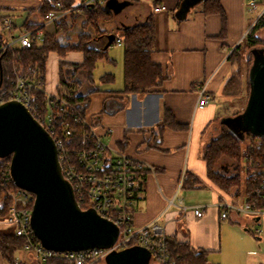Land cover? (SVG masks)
<instances>
[{
	"label": "crops",
	"instance_id": "crops-1",
	"mask_svg": "<svg viewBox=\"0 0 264 264\" xmlns=\"http://www.w3.org/2000/svg\"><path fill=\"white\" fill-rule=\"evenodd\" d=\"M60 1L74 11L59 30L58 24L45 23L39 12L41 0H0L3 10L22 7L26 10V17H32L29 22L27 18L15 24L6 33L19 36L26 28L44 26L48 34L57 32L64 45L76 44L85 35L90 46L106 49L107 56L111 52L109 58L115 61L100 62L116 64L112 49L114 46L122 48L124 60L123 44L118 42H122L125 31L148 22L150 18L154 23L156 42L152 60L163 67L165 74L164 83L156 91L122 93L124 81L122 85L112 86L117 83V77L111 72L105 74H113L114 81L103 82V74L99 77L102 84L99 86L95 84V69L93 81L85 72H69V78L73 80L70 84L78 87L79 94H88L85 113L95 134L112 153H125L146 167L137 175L138 200L133 212L135 228L153 225L158 234L186 242L192 250L203 249L211 254L222 249L223 228L234 227L244 216L248 222H259L258 219L250 220L247 214L232 211L226 219L220 217L219 202L223 198L241 205L239 199L243 192V203L246 202L245 183L244 190L241 186L238 191L221 189L211 180L202 157L206 144L216 137L223 125L222 120L230 117L220 114L217 102L218 97L225 101L233 97L226 95L225 87L237 70L230 55L244 44L248 32L245 0H219L223 15L204 12L201 3L193 7L185 19L176 16L181 0H106L101 7L110 17L95 23L78 10L81 0ZM157 4L166 5L167 10L154 11ZM0 13L4 14L2 10ZM83 59V53L78 50L68 51L63 56L51 52L45 69L46 91L51 95L58 93L61 61L81 64ZM202 88L211 101L200 108ZM166 113L173 123L164 126ZM221 163L218 171L224 175L233 172L234 169L228 170L232 161L225 158ZM179 199L192 209L181 213L175 205ZM172 200L175 204H170ZM195 207H204L205 212L196 215ZM249 227L252 229L253 225ZM15 230L16 222L12 216H0V234H15ZM252 230L249 229L251 235L243 237V264H264V247L260 243L264 229L259 236ZM22 258L23 264H42L32 253H24ZM0 264H9L1 254Z\"/></svg>",
	"mask_w": 264,
	"mask_h": 264
},
{
	"label": "built area",
	"instance_id": "built-area-1",
	"mask_svg": "<svg viewBox=\"0 0 264 264\" xmlns=\"http://www.w3.org/2000/svg\"><path fill=\"white\" fill-rule=\"evenodd\" d=\"M139 1V0H133ZM106 0H81L80 7L103 6ZM56 9L45 17V23L57 24L72 13V7H66L63 1L56 2ZM247 13L253 14L250 28L257 22H264V1L245 0ZM164 4H157L154 11H166ZM5 31L15 26L13 18L0 13ZM248 30V31H249ZM46 30L44 26L26 28L19 36H10L0 40V54L7 50L29 49L33 45H41ZM122 44L121 41L118 42ZM43 95L41 103L39 96ZM71 94L66 96L51 95L46 91L45 75L37 64H29L15 68L11 86L0 91V105L8 101L22 104L54 139L63 174L74 189L75 197L84 210L94 209L101 217L113 222L119 229L116 243L111 248H90L79 251L58 252L45 248L36 236L32 224V210L35 195L23 188H11L13 180L11 162L1 163V188L10 202L8 214L16 222L15 234L25 241L16 253L14 264H23V254L32 253L39 261L63 259L66 264H97L106 259L112 251L127 249L136 239V246L145 247L150 252L149 264H174L166 245L167 236L157 233V228L147 225L135 228L133 212L138 200V173L145 169L144 163L136 161L125 153H112V150L93 131L92 123L81 112L78 105L70 101ZM211 101L205 88L200 89L199 107ZM264 155V148H263ZM246 177L254 184L256 203L246 202L237 205L223 198L219 202L220 217L226 219L230 211L247 214L249 219L264 222V163L254 159L247 151L243 152ZM9 170V173H6ZM173 203V200L170 201ZM181 213L192 207L186 206L182 200L175 204ZM196 215L205 212L204 207L193 208ZM263 228L254 229L260 235Z\"/></svg>",
	"mask_w": 264,
	"mask_h": 264
},
{
	"label": "trees",
	"instance_id": "trees-1",
	"mask_svg": "<svg viewBox=\"0 0 264 264\" xmlns=\"http://www.w3.org/2000/svg\"><path fill=\"white\" fill-rule=\"evenodd\" d=\"M182 1L183 0L180 1L178 7H180ZM56 2L57 0H41L39 12L44 19L49 12L56 9ZM202 4L204 12L208 14H224L219 0H205ZM65 5L66 7L71 8V6L67 3H65ZM1 10L2 8H0V11ZM78 10L82 11V13L88 17V20L93 23L99 19H107L110 17V15L105 11V8L101 6L80 7ZM65 19H62L57 23L58 29L63 25ZM263 29L264 22L259 21L247 32L244 43L249 48H251L247 58L252 57L253 59L252 50L254 49L259 48L264 50V40L258 35V33ZM6 37L7 33L5 31L1 17L0 40L4 41V38ZM155 42L156 35L152 18H150L148 22L132 26L125 31L124 38L122 40L124 48V87L121 90L122 93L146 94L156 91L157 88L164 83L165 74L163 67L152 60ZM239 48L240 46H238L230 55V60L236 66L237 70L236 74L230 77L225 87L226 95L233 97L234 95H237L236 87L240 75V62L238 59L236 60ZM73 50H78L83 53V62L81 64H70L65 61L60 62L61 83L57 94L66 96L68 93H70V101L76 103L80 111L85 113L89 104L88 94H79L75 89L72 88L70 82H73V80L71 79L72 77L69 78V72L72 71L76 74L79 72H85L88 75V78L93 81L92 74L98 62L103 60L115 62L113 59L107 56L106 49L99 50L90 46L89 38L85 35H82L79 42L76 44L68 43L64 45L61 43L57 32L53 34L45 33L44 41L41 45H33L29 49L16 48L13 51L7 50L2 52L0 54V80L2 78L0 91H3L11 86L15 68H22L29 64H37L39 70L45 75L46 62L51 52H57L63 56L66 54V52ZM251 67L252 65L249 68V72ZM249 72L248 99L251 90ZM114 79L115 78L113 74H105L101 77L103 82H113ZM42 100L43 95H40L39 101L41 103H43ZM243 111L234 113L232 117H237ZM172 123L173 121L169 120V114L166 113V118L163 125L165 126ZM263 148L264 137H259L251 133H245L244 138H241L240 135L230 129L229 126L223 124L217 136L212 138L206 144L202 157L206 162L208 174L215 184L225 191L231 192L233 189L238 191L241 183L238 170L240 168L241 160L243 159L244 150H247L254 159H260L264 163ZM225 158L235 163L233 172L227 175H224L221 171L217 170V167H220L222 164L221 161ZM3 162H11V156L0 157V183L2 178L1 163ZM145 170L146 168L140 172ZM6 173H9V170H7ZM244 183L245 197L247 202L256 203L254 184H252L251 180L247 177ZM9 187H16L13 180H10ZM4 189L6 188L0 187V216L7 215L10 207V202L4 195ZM30 208H33V204L30 205ZM82 208H86V205L82 204ZM24 241L25 240L22 237H19L16 234H0V254L7 263L14 264L15 254L23 247ZM136 244V239H134L128 248L134 247ZM166 245L170 251V256L174 264H211L208 258V251L203 249L192 250L188 243L178 241L176 238H167ZM42 264H66V262L63 259H50L42 262Z\"/></svg>",
	"mask_w": 264,
	"mask_h": 264
},
{
	"label": "water",
	"instance_id": "water-1",
	"mask_svg": "<svg viewBox=\"0 0 264 264\" xmlns=\"http://www.w3.org/2000/svg\"><path fill=\"white\" fill-rule=\"evenodd\" d=\"M205 0H183L176 16L185 19ZM111 42V41H110ZM249 72L250 95L244 111L222 120L244 138L245 133L264 137V50L254 49ZM2 78L0 80V85ZM11 156L10 171L17 187L35 195L31 224L42 245L65 252L111 248L118 227L94 209L80 207L72 184L66 180L52 136L20 103L0 105V157ZM150 252L142 246L112 251L107 264H149Z\"/></svg>",
	"mask_w": 264,
	"mask_h": 264
},
{
	"label": "rangeland",
	"instance_id": "rangeland-1",
	"mask_svg": "<svg viewBox=\"0 0 264 264\" xmlns=\"http://www.w3.org/2000/svg\"><path fill=\"white\" fill-rule=\"evenodd\" d=\"M2 12L4 15H9L13 18L14 24H18L19 22H24L28 17H26V10L22 7H12V9H7L5 8L4 10L2 9ZM249 17L248 19V25L246 28V31L249 30V25L251 21H253V14L248 13L247 14ZM28 22L32 20V17H29ZM258 35L264 40V29L261 30ZM115 53L113 58L116 60V64H111V63H102L99 62L96 65L94 75H95V81L96 85H102L99 82V77L105 73H113L116 74L117 77V83L112 84V86L121 84L123 82V50L122 48L118 46H114V49H112ZM240 50V52H239ZM238 50V54L236 57V60L240 62V75H239V80L238 84L236 87L237 90V95H234V97H230L229 101L225 100H220L218 97V105L220 109V114L224 116H230L236 112L243 111L245 106L247 105V100H248V94H249V89H248V72L250 66L253 64V59L247 58V55H249L251 48H249L245 43L240 46ZM121 51H122V56H121ZM111 56V52L109 57ZM104 62V61H103ZM236 74V73H235ZM122 85V84H121ZM72 88H74L78 92V87L75 85H72ZM227 114V115H225ZM221 127H219L220 130ZM219 133V132H218ZM217 136V135H216ZM244 164V159L241 160L240 168L238 170L239 176H240V181H241V189L244 190V179L246 177V172L243 168ZM232 165H235L234 162H232ZM228 166V170L232 171L234 169V166ZM240 201L241 205H244L243 200H244V194L243 192L240 193ZM206 198V197H205ZM208 198V197H207ZM250 218V217H249ZM251 220V219H250ZM249 220V221H250ZM261 222V223H260ZM253 225L252 229L256 228H263L264 229V222L259 221L257 223L255 222H248V218L244 216V218H239L238 223L234 225L232 228H223V245L222 249L212 252L209 254V261L211 264H243L245 259H244V250L245 247L243 246V237H248V235H251L249 231L252 230L249 226ZM247 229V230H246ZM254 229L252 230L254 232ZM256 235V234H255ZM259 236V235H256ZM261 246L264 247V232H263V240L262 242L260 241ZM232 248V249H230ZM257 250H259L258 247H256ZM97 264H107L106 260L100 261Z\"/></svg>",
	"mask_w": 264,
	"mask_h": 264
}]
</instances>
